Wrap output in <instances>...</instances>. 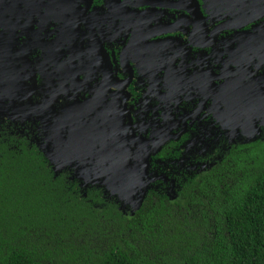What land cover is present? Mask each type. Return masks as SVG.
Wrapping results in <instances>:
<instances>
[{
	"label": "flooded vegetation",
	"instance_id": "af4514ba",
	"mask_svg": "<svg viewBox=\"0 0 264 264\" xmlns=\"http://www.w3.org/2000/svg\"><path fill=\"white\" fill-rule=\"evenodd\" d=\"M0 115L83 196L175 202L264 144V0H0Z\"/></svg>",
	"mask_w": 264,
	"mask_h": 264
},
{
	"label": "trees",
	"instance_id": "16d2710c",
	"mask_svg": "<svg viewBox=\"0 0 264 264\" xmlns=\"http://www.w3.org/2000/svg\"><path fill=\"white\" fill-rule=\"evenodd\" d=\"M33 135L0 121V264H264V144L132 216L83 196Z\"/></svg>",
	"mask_w": 264,
	"mask_h": 264
},
{
	"label": "water",
	"instance_id": "95a60500",
	"mask_svg": "<svg viewBox=\"0 0 264 264\" xmlns=\"http://www.w3.org/2000/svg\"><path fill=\"white\" fill-rule=\"evenodd\" d=\"M32 116H36V121H39L42 123L43 128L42 127L41 128L44 131L43 135L46 136V115H0V121L1 122H4L5 120L11 121V123H13V125L20 132H23L25 134L27 132L28 128L24 129V124L28 120H31ZM71 116L72 115H68V118ZM61 119H63V118H61ZM52 134H53L52 136L55 135L54 133H52ZM45 136L42 140H40L39 137L36 136V139H38L37 144L42 147V149L46 153V158L51 162V164L54 165V163H56L58 165V163L60 162V157L62 155V149L60 148L61 144H58V146L56 147V150H55L50 144L46 145V137ZM51 154H54V155L51 156ZM62 168L63 167H61L60 165L54 167V169L57 173L60 172V170ZM136 185H137L136 183H131L130 184L131 189H130L129 194L124 193V195H126V197H122L121 200L118 201L120 203V209L122 211L126 210V214H127L128 210H131L132 212H130V214L132 216H134V214L141 209V207H142V205L146 199L147 192H148V191H144V192L141 191V194H139L140 196H137L134 198L133 195L137 192V190H135ZM129 205H131L133 208L132 209L127 208ZM131 215H130V217H131Z\"/></svg>",
	"mask_w": 264,
	"mask_h": 264
},
{
	"label": "rangeland",
	"instance_id": "374dc122",
	"mask_svg": "<svg viewBox=\"0 0 264 264\" xmlns=\"http://www.w3.org/2000/svg\"><path fill=\"white\" fill-rule=\"evenodd\" d=\"M50 135H53L52 133ZM45 136V135H44ZM46 137V136H45Z\"/></svg>",
	"mask_w": 264,
	"mask_h": 264
}]
</instances>
